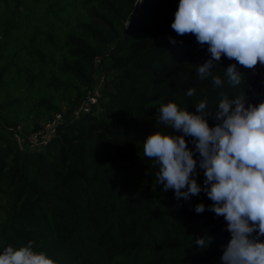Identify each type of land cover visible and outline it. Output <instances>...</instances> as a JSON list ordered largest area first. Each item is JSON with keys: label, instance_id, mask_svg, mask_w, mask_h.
I'll return each instance as SVG.
<instances>
[{"label": "trees", "instance_id": "trees-1", "mask_svg": "<svg viewBox=\"0 0 264 264\" xmlns=\"http://www.w3.org/2000/svg\"><path fill=\"white\" fill-rule=\"evenodd\" d=\"M137 1L0 0V254L34 241L55 264H222L231 239L224 217L208 210L203 191L187 200L163 191L143 142L157 131L183 135L158 123L162 104L198 114L207 101L214 127L225 96L264 102V65L222 56L212 74L223 86L199 79L211 56L171 28L179 0H141L133 14ZM234 63L236 86L226 76ZM98 74L106 80L98 103L73 119ZM64 111L49 144L19 147L17 126L29 134ZM196 173L203 188L198 163Z\"/></svg>", "mask_w": 264, "mask_h": 264}, {"label": "clouds", "instance_id": "clouds-1", "mask_svg": "<svg viewBox=\"0 0 264 264\" xmlns=\"http://www.w3.org/2000/svg\"><path fill=\"white\" fill-rule=\"evenodd\" d=\"M171 28L208 45L211 58L197 67V76L211 77L216 87L224 82L212 69L222 56L248 69L264 65V0H179ZM226 76L233 86L241 83L235 63L229 65ZM186 94L191 97L195 90ZM245 100L225 96L214 113L218 121L214 127L206 119L207 101L195 105L198 114L172 102L162 104L158 123L183 135L157 131L143 142L144 156L159 166L156 178L163 191L173 190L177 200L203 191L213 202L208 210L224 217L231 239L222 264H264L260 240L264 237V102L246 106ZM185 136L193 138L194 151ZM197 163L205 177L203 188L195 178ZM195 211L204 212L205 205H196ZM33 244L29 241L19 249L8 246L0 254V264H55L45 253L33 251ZM195 245L204 248L205 239H196Z\"/></svg>", "mask_w": 264, "mask_h": 264}, {"label": "built area", "instance_id": "built-area-1", "mask_svg": "<svg viewBox=\"0 0 264 264\" xmlns=\"http://www.w3.org/2000/svg\"><path fill=\"white\" fill-rule=\"evenodd\" d=\"M106 80L104 77L100 78L99 83L90 91L84 100L80 104L75 106L71 111V117L73 119L79 118L81 115L91 111L92 107L96 105L102 95V92L105 90ZM58 113L53 121H50L44 126L29 134H26L22 126H17L16 139L18 145L23 150H41L47 144L50 143L52 137L54 136L56 127L58 123L63 119L64 114Z\"/></svg>", "mask_w": 264, "mask_h": 264}, {"label": "water", "instance_id": "water-1", "mask_svg": "<svg viewBox=\"0 0 264 264\" xmlns=\"http://www.w3.org/2000/svg\"><path fill=\"white\" fill-rule=\"evenodd\" d=\"M141 6V0H138L136 2L135 8L133 10V14H136L138 12L139 7Z\"/></svg>", "mask_w": 264, "mask_h": 264}, {"label": "rangeland", "instance_id": "rangeland-1", "mask_svg": "<svg viewBox=\"0 0 264 264\" xmlns=\"http://www.w3.org/2000/svg\"><path fill=\"white\" fill-rule=\"evenodd\" d=\"M100 78H101V76H99V74L98 75H96V77H95V84H94V86L95 85H97L98 83H99V81H100Z\"/></svg>", "mask_w": 264, "mask_h": 264}]
</instances>
